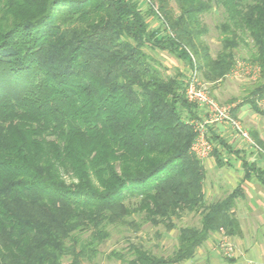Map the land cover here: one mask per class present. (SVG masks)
<instances>
[{
  "label": "trees",
  "instance_id": "obj_1",
  "mask_svg": "<svg viewBox=\"0 0 264 264\" xmlns=\"http://www.w3.org/2000/svg\"><path fill=\"white\" fill-rule=\"evenodd\" d=\"M217 8L213 57L203 16ZM149 49L188 61L206 84L246 49L260 76L244 103L262 113L264 0H0V264L93 263L111 228L145 224L178 229L176 248L164 257L130 244L128 264H184L214 233L242 234L241 191L206 201L197 106ZM186 215L200 225L178 227Z\"/></svg>",
  "mask_w": 264,
  "mask_h": 264
},
{
  "label": "crops",
  "instance_id": "obj_2",
  "mask_svg": "<svg viewBox=\"0 0 264 264\" xmlns=\"http://www.w3.org/2000/svg\"><path fill=\"white\" fill-rule=\"evenodd\" d=\"M152 20L153 18L149 19L148 23ZM160 25V23L155 24L151 28L149 24L151 29H157ZM176 60L187 65L180 72L181 79L186 83L193 66L188 61L177 58ZM226 79L240 80L231 76ZM221 83L223 81L215 85L219 86ZM207 86L211 94L210 83ZM245 98L246 96L238 105L229 106L232 108L233 117L240 122L252 141L239 134L230 122L218 123L210 128L214 151L203 162L206 170L204 192L207 202L212 203L234 191H241L242 195L237 199L234 210L240 221L242 234L229 236L223 231L214 233L198 249L196 257L184 264L264 263V149L253 138L254 135L264 143V108L258 102L257 105L262 113L255 111L250 104L244 103ZM183 113L189 120L188 111L183 109ZM206 115V108L197 107L192 122L203 120ZM224 241L234 246L233 259L227 260L223 256L220 245Z\"/></svg>",
  "mask_w": 264,
  "mask_h": 264
},
{
  "label": "rangeland",
  "instance_id": "obj_3",
  "mask_svg": "<svg viewBox=\"0 0 264 264\" xmlns=\"http://www.w3.org/2000/svg\"><path fill=\"white\" fill-rule=\"evenodd\" d=\"M172 6L176 9V5L174 3L172 4ZM151 18H153V20L149 22L151 28H153L155 24L160 23L158 19H155L152 16H149L148 20ZM224 19V10L219 8L214 9L212 12L203 16V22L209 28V32L204 36L203 40L210 47L213 57H215L221 49V33L218 28L219 25L224 22ZM148 52L162 62L165 68L164 71L169 76H174L178 71L181 72V70L187 67L185 63L179 62L169 53L167 54L166 52L154 51L150 49L148 50ZM236 56L239 62H243L242 64H249V56L246 49L238 50ZM249 65H251V63ZM240 80L238 81L234 79H225L219 86L215 84L211 86L210 84L212 97L219 103L226 106L233 104L238 105L242 102L243 97L247 96L248 89L250 88V85H252V83L250 81H247L246 79ZM133 218H135L136 222H140L141 220V217L137 215H134ZM176 223L178 227L188 225L199 226L200 217L195 215H186L182 220L176 221ZM158 232L161 234V237L159 238L157 236ZM88 235L89 234H85L84 237H87ZM177 236L178 229L167 232L164 226L156 228L150 224H145L144 226H142L141 230L138 233H135L132 230L126 228H111V237L104 245L101 246V254L99 255V257L96 258L93 263L84 262L83 264H128V261L131 259L129 251L130 244L143 245L158 256L168 257L172 255L176 248ZM112 251H117L124 255L125 260L118 258H107V256ZM64 264H70V260L65 259Z\"/></svg>",
  "mask_w": 264,
  "mask_h": 264
},
{
  "label": "built area",
  "instance_id": "obj_4",
  "mask_svg": "<svg viewBox=\"0 0 264 264\" xmlns=\"http://www.w3.org/2000/svg\"><path fill=\"white\" fill-rule=\"evenodd\" d=\"M147 4H151V0H141ZM155 11L162 21H164L158 8L154 7ZM165 22V21H164ZM172 36H174L171 33ZM194 60V59H193ZM252 68L247 64L238 63L236 68L230 74L231 77L237 79H246L250 82H255L260 76L258 68ZM185 96L189 103L207 109V115L203 120L191 122L196 132V138L192 145V152L201 161L208 159L214 151V143L211 141L210 128L218 123L230 122L239 134L252 141L249 135L244 131L240 122L233 117L231 106H226L215 100L208 89L206 83H203L196 68H193L192 73L186 81ZM261 107L264 108V99L260 101ZM221 251L225 259L230 260L235 257L234 246L229 242L221 243ZM264 264V263H263Z\"/></svg>",
  "mask_w": 264,
  "mask_h": 264
}]
</instances>
